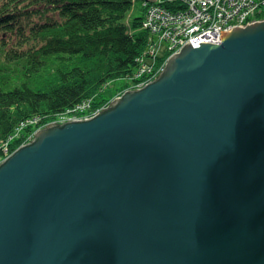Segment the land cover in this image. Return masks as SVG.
<instances>
[{"label":"water","instance_id":"water-1","mask_svg":"<svg viewBox=\"0 0 264 264\" xmlns=\"http://www.w3.org/2000/svg\"><path fill=\"white\" fill-rule=\"evenodd\" d=\"M0 264H264V19L6 157Z\"/></svg>","mask_w":264,"mask_h":264},{"label":"trees","instance_id":"trees-1","mask_svg":"<svg viewBox=\"0 0 264 264\" xmlns=\"http://www.w3.org/2000/svg\"><path fill=\"white\" fill-rule=\"evenodd\" d=\"M152 2L0 0V156L66 111L97 105L110 80L139 82Z\"/></svg>","mask_w":264,"mask_h":264},{"label":"built area","instance_id":"built-area-1","mask_svg":"<svg viewBox=\"0 0 264 264\" xmlns=\"http://www.w3.org/2000/svg\"><path fill=\"white\" fill-rule=\"evenodd\" d=\"M263 7L264 0H153L144 21L149 35L146 52L155 61L163 42L169 56L190 40L197 45L219 42L220 30L228 31L234 26L261 20L254 19V15ZM148 66L144 62L135 76L144 74Z\"/></svg>","mask_w":264,"mask_h":264},{"label":"rangeland","instance_id":"rangeland-1","mask_svg":"<svg viewBox=\"0 0 264 264\" xmlns=\"http://www.w3.org/2000/svg\"><path fill=\"white\" fill-rule=\"evenodd\" d=\"M165 53H166V43L163 42L161 44L159 50H158V56H160V58L155 57V61L152 58L150 60H148L149 61V66L146 68L144 74H140L138 76H135L137 78V81L139 80V82H133L130 78H127V77H119V78L112 79V80H110L108 82V84H106L102 88L100 95H97L98 99L101 98L100 102L97 105L93 106V104H91L90 102L87 105L84 104V107H78L79 108V112L81 111V113H79L76 110L77 108L69 110V111H66L59 118H57V120L54 121V122L63 123V122L69 121V120L84 119V118H86L88 116H91L92 115L91 113L94 114L98 110H100V109L102 110L103 108L107 107L109 105V103L114 98L119 97L125 91H127V90H136V89L142 88L149 81H151L152 79H155L158 76L159 72L161 71L160 65L161 64L165 65V63H166L165 59H167V57H169L168 53H166V54ZM172 54H174V53H172ZM159 60L162 63L159 64ZM154 63H157V64L153 65ZM146 75L148 76L147 78H145ZM96 114H94V115H96ZM54 122H51V123H54ZM48 124H50V123H48ZM44 127L45 126L41 127L40 129H42ZM32 139H33V137H32ZM28 142L29 141L21 144L19 147H21L22 145H24V144H26ZM4 148H5V144L3 145V151H5V152H4V154L2 156H0V163L6 157H8L10 155V153H8V151L4 150Z\"/></svg>","mask_w":264,"mask_h":264},{"label":"bare ground","instance_id":"bare-ground-1","mask_svg":"<svg viewBox=\"0 0 264 264\" xmlns=\"http://www.w3.org/2000/svg\"><path fill=\"white\" fill-rule=\"evenodd\" d=\"M163 66H164V64H163ZM162 69H163V68H162ZM137 73H138V71H137ZM137 73H136V74H137ZM136 74H135V75H136Z\"/></svg>","mask_w":264,"mask_h":264}]
</instances>
